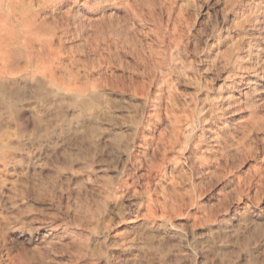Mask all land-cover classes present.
Returning <instances> with one entry per match:
<instances>
[{"label": "rangeland", "instance_id": "rangeland-1", "mask_svg": "<svg viewBox=\"0 0 264 264\" xmlns=\"http://www.w3.org/2000/svg\"><path fill=\"white\" fill-rule=\"evenodd\" d=\"M32 1L0 264H264V0Z\"/></svg>", "mask_w": 264, "mask_h": 264}, {"label": "bare ground", "instance_id": "bare-ground-1", "mask_svg": "<svg viewBox=\"0 0 264 264\" xmlns=\"http://www.w3.org/2000/svg\"><path fill=\"white\" fill-rule=\"evenodd\" d=\"M38 1V0H37ZM32 0H0V49L1 48H4V49H6L7 50V52L8 53H14V52H20V51H24V52H22L23 54H25V50L26 49H28L29 47H28V44L26 43V34L25 33H30L33 29H31L33 26H34V24L36 23V22H38V21H36V20H38L37 18H38V15H36V13L35 12H33V10L34 9H32L31 8V5H32ZM39 2V1H38ZM47 2V1H46ZM35 3V2H34ZM49 3V2H48ZM47 3V4H48ZM57 3V2H56ZM38 4H40V3H38ZM232 4V3H231ZM36 6V5H35ZM42 7V6H41ZM37 9V8H36ZM51 9V8H50ZM35 11V10H34ZM43 14V13H42ZM47 14H48V11H47ZM40 15V14H39ZM50 15V14H49ZM42 16V15H41ZM45 16V15H44ZM261 19V18H260ZM47 21V20H46ZM46 23V22H45ZM41 25V24H40ZM37 26H38V24H37ZM257 26V25H256ZM263 26V25H262ZM45 27H47V26H45ZM35 28V27H34ZM49 29V28H48ZM42 30H44V27H43V29ZM260 30V29H259ZM38 31V30H37ZM45 31H47V30H45ZM44 31V32H45ZM43 32V31H42ZM48 32V31H47ZM38 33V32H37ZM22 36V38H20L19 36L20 35ZM36 34V33H35ZM43 34V33H42ZM19 35V36H18ZM30 35H32V34H30ZM29 34H28V36H30ZM44 35V34H43ZM50 35V34H49ZM51 35H52V31H51ZM46 36H47V33H46ZM38 37H40V36H38ZM31 38V37H30ZM30 38H28V39H30ZM43 38V37H42ZM33 39V38H32ZM39 39V38H38ZM50 39H52V37L50 38ZM43 40V39H42ZM48 40H49V38H48ZM47 40V41H48ZM37 43V42H36ZM42 43V42H41ZM31 45V44H30ZM36 46V45H35ZM44 46V45H43ZM37 47V46H36ZM31 48V47H30ZM29 48V49H30ZM32 48H34V47H32ZM40 49H42L41 47H39ZM37 49V48H36ZM35 49V50H36ZM44 49V48H43ZM42 49V50H43ZM45 49H47V48H45ZM3 50V49H2ZM31 50L32 49H30V52H31ZM41 50V51H42ZM50 50V49H49ZM49 50H48V52L47 53H49ZM47 51V50H46ZM4 52V51H3ZM27 52H28V50H27ZM35 52V51H34ZM37 52V51H36ZM5 53V52H4ZM22 53H19V54H22ZM1 54V53H0ZM3 54V53H2ZM28 54V53H27ZM37 54V53H36ZM40 54V53H39ZM51 54H52V52H51ZM9 55V57L8 58H10V57H12V56H10V54H8ZM12 55H15V54H12ZM38 55V54H37ZM49 55V54H48ZM1 56V55H0ZM4 56V55H3ZM6 56V55H5ZM24 56V55H23ZM35 56V55H34ZM34 56H32V57H34ZM7 57V56H6ZM13 57H15V56H13ZM22 57V56H21ZM32 57H31V55L29 56L28 55V57L25 59L26 60V62H27V65H25V67H27V66H29L30 65V61L32 60ZM41 57H42V55H41ZM43 57H44V53H43ZM1 59L3 58V57H0ZM8 58H5V59H8ZM37 58V57H36ZM4 59V58H3ZM2 59V60H3ZM12 59V58H11ZM15 59H16V57H15ZM19 59V58H18ZM34 59V58H33ZM43 59H45V57L43 58ZM35 60V59H34ZM34 60H32V62L34 61ZM8 61V60H7ZM6 61V62H7ZM19 61V60H18ZM17 61V62H18ZM20 61H21V59H20ZM2 62V61H1ZM12 62V61H11ZM23 62V61H22ZM31 62V63H32ZM41 62V61H40ZM43 62H45L44 60H43ZM10 63V62H9ZM15 63V62H14ZM47 63V62H46ZM3 64V63H2ZM16 64V63H15ZM21 64V63H20ZM13 66H14V64H12ZM19 65V64H18ZM35 66L37 65V64H34ZM38 65H39V63H38ZM9 66V65H8ZM17 66V65H16ZM31 66H32V64H31ZM20 66H18L17 67V69L19 68ZM45 67V66H44ZM10 68V67H9ZM9 68H7L6 67V70L8 69V71L10 70ZM12 68V67H11ZM16 68V67H15ZM36 67H34V69H35ZM1 69V68H0ZM21 69V68H20ZM41 69V68H40ZM3 70V69H2ZM6 70H5V72H6ZM19 70V69H18ZM23 70V69H22ZM25 70V69H24ZM11 71V70H10ZM15 71V70H14ZM14 71H11L10 73H14ZM27 71H28V69H27ZM33 71V70H32ZM39 71V70H38ZM22 72V71H21ZM21 72H19V73H21ZM35 72V71H34ZM2 73L3 72H1V70H0V97L2 96H8V100H10L9 98L10 97H12L13 98V96H15V95H17L18 94V91L19 90H14V88H12V89H8L7 90V87L5 86V84H4V81H3V79H2ZM8 73V72H7ZM12 73V74H13ZM33 73V72H32ZM39 73V72H38ZM44 73V72H43ZM18 74V73H17ZM42 74V73H41ZM5 75V74H4ZM7 75V74H6ZM27 75V74H26ZM26 75L24 74V76H25V78H26ZM44 75H46V74H44ZM10 76V75H9ZM13 76V75H12ZM19 76V75H18ZM8 77V76H7ZM6 77V78H7ZM22 77V76H21ZM30 77V76H29ZM40 77V76H39ZM42 77V76H41ZM13 78V77H12ZM15 78H16V76H15ZM19 78V77H18ZM46 78V77H45ZM47 78H48V76H47ZM215 78V77H214ZM11 79V78H10ZM27 79V78H26ZM50 80H52V77L51 78H49ZM19 80V79H18ZM20 81V80H19ZM18 81V82H19ZM45 81H43V83H44ZM48 82V81H47ZM6 83V82H5ZM49 83V82H48ZM51 83H53V82H51ZM10 84V83H9ZM8 84V85H9ZM50 84V83H49ZM53 85H54V83H53ZM42 86H44V85H42ZM51 86V85H50ZM12 87V86H11ZM14 87V86H13ZM49 87V86H48ZM16 88V87H15ZM54 88H55V86H54ZM57 88V87H56ZM33 89V88H32ZM100 89V88H99ZM34 90V89H33ZM74 90V89H73ZM71 91H72V89H71ZM91 91V90H90ZM56 92V91H55ZM58 92H59V90H58ZM65 92H66V89H65ZM80 92V91H79ZM79 92H78V94H79ZM71 95H72V93H71ZM74 95V94H73ZM72 95V96H73ZM161 95V94H160ZM159 97V96H158ZM109 98V97H108ZM5 100V99H4ZM229 101V100H228ZM5 103V102H4ZM11 103V102H10ZM232 104V103H231ZM235 104V103H234ZM6 105H7V103H6ZM231 110V109H230ZM253 110V109H252ZM251 112V111H250ZM253 112V111H252ZM251 116H249V118H250ZM150 118V117H149ZM175 119V118H174ZM248 120H250V119H248ZM149 121V120H148ZM174 121V120H173ZM246 121V120H245ZM255 121V120H254ZM182 122V121H181ZM240 123V122H239ZM242 123V122H241ZM243 123H245V122H243ZM242 123V124H243ZM174 124V123H173ZM177 124H179L178 122H177ZM247 124H249V123H247ZM256 124V123H255ZM149 125V124H148ZM251 125V124H250ZM245 126H246V123H245ZM183 127V126H182ZM248 127L250 128V126L248 125ZM237 128V127H236ZM239 128V127H238ZM185 129V128H184ZM179 129L177 128V126H175L174 128H173V130L171 131V135H172V138H174L176 141H178V139H179V137H180V131H178ZM245 130H247V128H245ZM3 133V132H2ZM182 133V132H181ZM243 133V132H242ZM241 133V134H242ZM4 134V133H3ZM149 134V133H148ZM182 134H184V132L182 133ZM244 134V133H243ZM237 136V135H236ZM239 136V135H238ZM237 136V137H238ZM242 136V135H241ZM4 137H5V135H4ZM14 137V136H13ZM8 138H10V137H8ZM4 140V139H3ZM2 139H1V137H0V162L1 163H3V165L5 164L4 162H5V159H6V151H5V144H4V141H3ZM188 140V139H187ZM9 141V140H8ZM149 141V140H148ZM147 141V142H148ZM180 141V140H179ZM6 143H8V142H6ZM141 143H142V141H141ZM8 147V146H7ZM7 147H6V149H7ZM143 148V147H142ZM198 149H200L199 147H197V150ZM8 150V149H7ZM201 150V149H200ZM8 155V154H7ZM10 155V154H9ZM8 157V156H7ZM6 165V164H5ZM7 169V168H6ZM3 173V172H2ZM164 189V188H163ZM149 211V210H148ZM151 212V211H150ZM83 217V216H82ZM81 218V217H80ZM161 223V222H160ZM151 224V223H150ZM162 225H164V224H162ZM158 226V225H157ZM135 227V226H134ZM142 228V227H141ZM144 229V228H143ZM154 230H156V228L154 229ZM158 230V229H157ZM148 231V230H147ZM105 232V231H104ZM135 232V231H134ZM147 235H150L151 233L149 232V234L148 233H146ZM145 235V234H144ZM146 235V236H147ZM155 235V234H154ZM122 236V235H121ZM152 236V235H151ZM131 237V236H130ZM140 237V236H139ZM148 238H149V236H147ZM118 240H119V238H117ZM140 239V238H139ZM121 240V239H120ZM119 240V241H120ZM126 240H127V238H126ZM93 241V240H92ZM137 241H138V239H137ZM76 242V241H75ZM114 242V241H113ZM136 242V241H135ZM139 242V241H138ZM116 244V243H115ZM125 245H126V243H125ZM152 245V244H151ZM123 247V246H122ZM122 247H120V248H122ZM88 248H90V247H88ZM127 248V247H126ZM130 249V248H129ZM91 250V249H90ZM122 250V249H121ZM128 250V249H127ZM88 254H90V251H88ZM86 256V255H85ZM119 256V255H118ZM88 257H90V256H88ZM134 257V256H133ZM74 261V260H73ZM91 261V260H90ZM104 261V260H103ZM134 262V261H133Z\"/></svg>", "mask_w": 264, "mask_h": 264}]
</instances>
